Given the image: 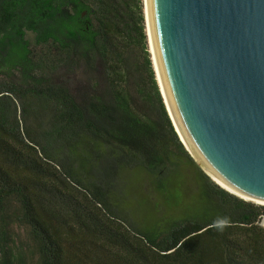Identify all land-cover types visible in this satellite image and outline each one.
<instances>
[{
	"label": "trees",
	"instance_id": "1",
	"mask_svg": "<svg viewBox=\"0 0 264 264\" xmlns=\"http://www.w3.org/2000/svg\"><path fill=\"white\" fill-rule=\"evenodd\" d=\"M70 1L93 10L92 50L28 57L5 49L17 26L0 37V264H264V206L213 183L174 130L142 0Z\"/></svg>",
	"mask_w": 264,
	"mask_h": 264
},
{
	"label": "water",
	"instance_id": "2",
	"mask_svg": "<svg viewBox=\"0 0 264 264\" xmlns=\"http://www.w3.org/2000/svg\"><path fill=\"white\" fill-rule=\"evenodd\" d=\"M151 5L168 103L158 87L181 144L218 187L232 194L213 177L264 201V0Z\"/></svg>",
	"mask_w": 264,
	"mask_h": 264
},
{
	"label": "flooded vegetation",
	"instance_id": "3",
	"mask_svg": "<svg viewBox=\"0 0 264 264\" xmlns=\"http://www.w3.org/2000/svg\"><path fill=\"white\" fill-rule=\"evenodd\" d=\"M85 4L70 0H0V37L7 35L14 26L24 33V37H18V33L12 34L14 40L8 41L6 51L20 48L28 52V57H40L48 49L52 52L61 48L64 41L74 45L88 44L92 50L95 17L93 10ZM48 33L50 35L46 37ZM64 35L71 36V40L64 39ZM14 50L15 57L17 54ZM93 68L94 57L91 53L86 72Z\"/></svg>",
	"mask_w": 264,
	"mask_h": 264
},
{
	"label": "bare ground",
	"instance_id": "4",
	"mask_svg": "<svg viewBox=\"0 0 264 264\" xmlns=\"http://www.w3.org/2000/svg\"><path fill=\"white\" fill-rule=\"evenodd\" d=\"M144 9H145V23H146V29H147V38H148V43L150 47V53L152 55L151 61H152V66L155 71V77L158 81L159 86L161 87V91L164 95V98L166 99V102L168 103L169 101L167 100V94L165 93V88H163V81L166 82V76L164 73V69L161 63V59L159 56L158 52V47H157V40H156V33H155V26H154V19H153V12H152V5H151V0H144ZM169 95V91L167 92ZM182 139V138H181ZM184 141V140H182ZM186 148L189 149V144L185 142ZM214 180L223 188L231 192L232 194H235L236 196L257 204H262L264 205V201L261 200H256L250 197H247L240 192L236 191L234 188L231 186L227 185L225 182L222 180H219L218 178L213 177Z\"/></svg>",
	"mask_w": 264,
	"mask_h": 264
},
{
	"label": "rangeland",
	"instance_id": "5",
	"mask_svg": "<svg viewBox=\"0 0 264 264\" xmlns=\"http://www.w3.org/2000/svg\"><path fill=\"white\" fill-rule=\"evenodd\" d=\"M141 6H142V13H143V17H144V30H145V35H146V45H147V50H148V53H149V56H150V59H151V57H152V55H151V53H150V47H149V43H148V38H147V29H146V23H145V7H144V0H142V3H141ZM152 62V61H151ZM152 68H153V66H152ZM153 71H154V69H153ZM154 75H155V71H154ZM155 79H156V77H155ZM157 82V81H156ZM157 85H158V83H157ZM159 88V87H158ZM160 90V89H159ZM161 94V93H160ZM142 187V186H141ZM141 190V192L143 191L142 190V188H138L137 190L138 191H140ZM136 193V192H135ZM132 202H133V199H132ZM133 204V203H132ZM135 204H137V203H135ZM136 214H134V216H135ZM139 217H137V219H138ZM262 225H263V227H264V219L262 220Z\"/></svg>",
	"mask_w": 264,
	"mask_h": 264
}]
</instances>
